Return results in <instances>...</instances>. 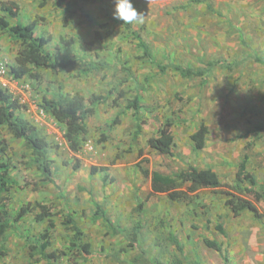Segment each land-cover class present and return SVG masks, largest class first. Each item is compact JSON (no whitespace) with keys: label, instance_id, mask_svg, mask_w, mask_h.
Instances as JSON below:
<instances>
[{"label":"rangeland","instance_id":"374dc122","mask_svg":"<svg viewBox=\"0 0 264 264\" xmlns=\"http://www.w3.org/2000/svg\"><path fill=\"white\" fill-rule=\"evenodd\" d=\"M9 1L19 8L16 17L7 16L10 23L38 19L34 33L49 36L47 51L61 56L62 36L73 40L75 52L87 49L88 56L97 53L112 65L91 71L78 64L58 72L40 70L38 79H16L9 67L20 43L0 29V86L24 105L18 114L48 138L52 171L47 179L32 164L23 140L1 127L0 142L6 146L1 158L13 182L5 206L14 218L22 206L32 208L0 239V264H47L29 261L25 241L44 229H49L51 248L61 254L54 264H136L131 260L140 249L152 262L176 256L186 264H264V64L249 58L264 55V0H132L144 22L130 25L113 19L114 0H0V18ZM133 31L160 63L198 67L202 58H220L231 67L187 78L160 71L144 59ZM96 33L99 42L94 41ZM118 52L135 78L148 76L147 81L137 84L126 78L116 62ZM59 85L86 97L109 95L86 118L77 152L68 148L63 126L39 105ZM113 86L117 90L110 91ZM135 95L140 97L138 120L133 110L125 109ZM137 122L141 130L136 135ZM166 122L175 139L171 154L148 143ZM201 123L208 132L204 147L196 149L190 135ZM242 161L255 177L258 200L246 193L247 182L237 180ZM187 166L212 168L219 185L198 190L189 202L151 193L144 169L167 174ZM224 192L253 200L261 216L234 213ZM37 204L49 211L52 228L48 220L35 219ZM67 216L81 230V241L89 244L87 253L71 245L74 229L65 223ZM169 232L182 250L167 239ZM205 238L217 240L221 251L207 246Z\"/></svg>","mask_w":264,"mask_h":264},{"label":"trees","instance_id":"16d2710c","mask_svg":"<svg viewBox=\"0 0 264 264\" xmlns=\"http://www.w3.org/2000/svg\"><path fill=\"white\" fill-rule=\"evenodd\" d=\"M63 2L65 0H57ZM87 1L88 0H83ZM2 10L6 16L0 18V29L5 30L14 39L19 41L20 48L18 49L14 63L9 67V73L13 78L20 79L24 76L32 78H39L40 70H50L53 72L62 71L68 67L81 64L85 65L86 69L91 71H99L108 69L111 67V63L102 59L99 54L95 53L87 55V49L82 53L74 51L72 46L73 40L71 38L66 39L62 36L59 37L60 42L63 43L64 53L61 56L55 55L46 50V45L49 42V36L43 34L35 35L34 31L38 25V19H33L28 23L15 22L13 24L7 19L8 17H16L19 12L18 4L14 1H9L2 5ZM133 36L138 39V44L143 52L144 59L148 63H154L160 71L171 70L180 75L181 77H200L209 73L214 68H226L231 67L228 63L220 58H202L199 61L202 66H194L193 64L182 63H160L154 59V56L149 48L147 42L136 32H132ZM94 37L95 42H99L100 37ZM116 62H119L122 66V70L126 71V78L129 77L132 82L140 83L147 81L148 76L144 77V80L140 81L135 78L130 67L127 66L126 61L122 60L119 56V52L115 55ZM249 58L260 64H264V55L252 54ZM125 78V79H126ZM124 82V80L122 81ZM140 87L145 88V84L142 83ZM117 86H113L110 91L117 90ZM109 91V93H111ZM109 95H103L100 93H93L89 97L84 96L79 91L66 92L62 86L59 85L50 94V96L43 95L39 105L48 111L51 116L63 126V136L67 142L68 148L77 152L82 147L83 135L86 134L87 125L86 118L93 114L95 107L104 102ZM139 95H135L130 99L125 109H131L136 114L135 117L138 120L139 111ZM24 105L18 101L10 92L6 91L0 86V129L1 127L7 128L13 136L23 140L25 147L29 149L31 153V162L37 167L41 173L46 176L47 179H51L52 171L50 169L51 161L48 159L49 148L51 144L47 140L46 136L41 134V130L36 124L30 122L26 118L18 114L19 110ZM122 112V111H121ZM119 116V115H118ZM117 121V117L112 120V123ZM137 135L141 130V122L136 123ZM208 132V128L205 124L201 123L197 129L192 132L190 138L193 140V145L196 149H201L205 145V139ZM174 136L171 128V123L166 122L163 124L156 136H153L148 140L149 145L156 151L163 154H171L174 147ZM6 146L0 142V239H4L7 236L8 230L15 227V221L19 220L26 212L31 210V206H22L17 216L11 217L10 210L5 206V195L9 193L12 187V179L9 174V165L6 161H3L1 154L5 151ZM79 163L75 164L78 167ZM95 169L92 167V170ZM100 171H105L106 168L99 167ZM143 173L149 177L151 193H165L170 200L176 201H191L195 192L203 188H212L219 185V177L217 173L210 167H196L187 166L186 168L176 170L172 173H162L159 171L143 170ZM237 180L239 182H247L250 187L245 188L246 193L258 200L261 194L256 190V180L251 172H247L245 164L242 161L239 165L236 173ZM227 196L225 203L234 212L250 211L255 218H259L261 213L259 212L254 201L236 195H229V192H224ZM40 212L36 214L35 219L37 221L48 220L49 211L41 204H37ZM48 228L53 227V222L48 220ZM66 224H70L74 229L73 240L71 245L76 249H81L84 253L89 251V244L81 241V230L75 225L71 216H67ZM218 228L222 231L221 226ZM139 231L133 233L137 234ZM26 246L28 248V257L30 262L44 261L47 264H54L60 259L59 253L55 249L51 248L50 232L49 229H44L42 232L36 234L32 238H25ZM167 239L174 244L177 250H182V245L179 243L178 238L172 232H169ZM204 243L218 251H221V245L217 240L204 239ZM142 248V247H139ZM2 245L0 246V256L3 255ZM131 260L136 264H186L187 260L174 257L171 261L152 262L146 257V251L143 249ZM113 257H117L116 254H111ZM223 258L226 259L225 254L222 253ZM28 261V262H29ZM122 262V260L120 261Z\"/></svg>","mask_w":264,"mask_h":264},{"label":"clouds","instance_id":"9594fccd","mask_svg":"<svg viewBox=\"0 0 264 264\" xmlns=\"http://www.w3.org/2000/svg\"><path fill=\"white\" fill-rule=\"evenodd\" d=\"M113 19L122 21L123 24H142L144 14L138 12L133 6L132 0H114Z\"/></svg>","mask_w":264,"mask_h":264},{"label":"crops","instance_id":"0c3cea01","mask_svg":"<svg viewBox=\"0 0 264 264\" xmlns=\"http://www.w3.org/2000/svg\"><path fill=\"white\" fill-rule=\"evenodd\" d=\"M240 212H243V210H242V211H240Z\"/></svg>","mask_w":264,"mask_h":264}]
</instances>
